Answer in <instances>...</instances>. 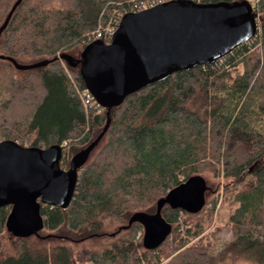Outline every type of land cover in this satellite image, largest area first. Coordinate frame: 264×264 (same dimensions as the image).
<instances>
[{"label": "trees", "instance_id": "16d2710c", "mask_svg": "<svg viewBox=\"0 0 264 264\" xmlns=\"http://www.w3.org/2000/svg\"><path fill=\"white\" fill-rule=\"evenodd\" d=\"M16 1L0 0V141L60 145L64 170L84 160L70 203H41L30 233H11V206L0 207V234L17 246L0 264H264V0L251 39L110 109L83 102L79 59L88 35L99 30L108 44L139 0H21L7 19ZM192 178L204 186L199 210L165 200ZM220 179L226 240L208 230ZM140 213L169 225L156 247L144 244ZM185 248L193 253L181 256Z\"/></svg>", "mask_w": 264, "mask_h": 264}, {"label": "water", "instance_id": "95a60500", "mask_svg": "<svg viewBox=\"0 0 264 264\" xmlns=\"http://www.w3.org/2000/svg\"><path fill=\"white\" fill-rule=\"evenodd\" d=\"M256 20L248 0H169L127 12L108 44L96 40L83 48L80 73L94 100L110 109L176 71L214 63L256 34ZM62 155L60 145L37 148L0 141V207L11 206L8 225L27 228L40 223L41 203L58 207L70 203L84 153L75 156L67 170L60 167ZM203 189V182L192 178L173 188L165 200L197 211ZM136 218L144 226L147 247L159 245L169 232L158 215L140 213Z\"/></svg>", "mask_w": 264, "mask_h": 264}, {"label": "rangeland", "instance_id": "374dc122", "mask_svg": "<svg viewBox=\"0 0 264 264\" xmlns=\"http://www.w3.org/2000/svg\"><path fill=\"white\" fill-rule=\"evenodd\" d=\"M138 1V0H137ZM250 2H252V0H249ZM257 13V12H256ZM258 15V13H257ZM259 16H257V22H258ZM259 25V23H258ZM80 50V47L73 49L72 51H70V53L74 56L78 55V52ZM67 170V169H66ZM210 179V177H209ZM222 185H223V180L220 179L219 180V191L216 190L214 193V195H216V192L218 191V202L215 206V211L214 214L212 216V220L211 223L209 225L208 230H213L214 228H222L223 231L221 233V236L224 240H226L229 235L230 232L226 229V224L228 221V216L230 213V209H229V204L228 202L224 199L223 195H222ZM202 198H203V192H202ZM209 196H207V200L209 201ZM40 225V223L35 224L33 226H29L27 228H18V227H14L13 225L9 224L7 226V228L12 231L11 233H15L18 235H23V234H28L31 232L32 229L37 228ZM88 246L87 243L83 244ZM90 247H98L97 244H89ZM193 249L191 248H185L184 250H182L180 252L181 256H186L189 255L191 253H193L192 251ZM17 252V246L16 243L14 241V238L10 237V235L7 232H3L0 234V255L4 256V255H10V254H16Z\"/></svg>", "mask_w": 264, "mask_h": 264}, {"label": "built area", "instance_id": "2783aa9c", "mask_svg": "<svg viewBox=\"0 0 264 264\" xmlns=\"http://www.w3.org/2000/svg\"><path fill=\"white\" fill-rule=\"evenodd\" d=\"M166 1H169V0H139V2L135 3L133 9H134V12L140 11L142 9H145V8L151 7L155 4L163 3ZM257 1L258 0H252V2H250L252 4L253 8H254L255 4L257 3ZM256 18H257V16H256ZM109 33L112 34V32H109ZM100 35H101V33L99 32V30H97V31L91 33L90 35H88L87 40L88 41L99 40ZM79 94H80L83 102L85 103V105L91 106L93 104L92 100L94 98L87 88H84L83 90H81Z\"/></svg>", "mask_w": 264, "mask_h": 264}, {"label": "flooded vegetation", "instance_id": "af4514ba", "mask_svg": "<svg viewBox=\"0 0 264 264\" xmlns=\"http://www.w3.org/2000/svg\"><path fill=\"white\" fill-rule=\"evenodd\" d=\"M79 65H80V63H79Z\"/></svg>", "mask_w": 264, "mask_h": 264}]
</instances>
